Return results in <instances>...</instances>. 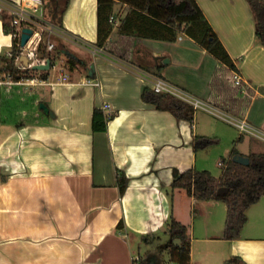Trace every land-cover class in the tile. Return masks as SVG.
<instances>
[{
	"label": "crops",
	"instance_id": "obj_1",
	"mask_svg": "<svg viewBox=\"0 0 264 264\" xmlns=\"http://www.w3.org/2000/svg\"><path fill=\"white\" fill-rule=\"evenodd\" d=\"M195 1L235 69L184 32L129 12L145 14L146 0H69L61 23L50 17L57 31L43 45L62 43L66 66L49 51L47 78L39 70L31 76L40 84L24 86L23 95L0 90V264H160L156 247L143 259L137 241L170 235L172 220L187 228L189 264H226L233 256L264 264V196L228 240L222 201L170 187L189 168L220 178L233 148L236 157L264 153L263 138L234 125L244 119L264 133V46L252 11L246 0ZM98 13L110 28L103 47L96 45ZM5 21L4 10L0 58L14 41ZM152 32L158 37L140 35ZM69 54L78 61L72 68ZM233 71L246 94L232 84ZM158 78L208 108L194 109L192 123L156 109L142 92ZM96 109L104 131L93 128ZM196 136L219 141L194 151ZM119 173L127 181L122 194Z\"/></svg>",
	"mask_w": 264,
	"mask_h": 264
},
{
	"label": "trees",
	"instance_id": "obj_2",
	"mask_svg": "<svg viewBox=\"0 0 264 264\" xmlns=\"http://www.w3.org/2000/svg\"><path fill=\"white\" fill-rule=\"evenodd\" d=\"M51 1H54V6L48 10V13L55 22L61 23L62 14L69 0ZM246 1L254 17L256 38L264 46V0ZM47 3L48 1L46 0V5ZM129 12L151 22L164 23L163 25L169 33L184 32L198 42L200 46L206 49L221 64L230 69H235L226 49L195 0H146L145 14H140L132 9ZM4 29L8 33L11 32L9 22H4ZM109 33L110 28L105 29L102 27V20L98 13V37L96 45L103 47ZM140 35L158 37V34L155 32ZM170 38L172 39V37ZM57 49L65 48L60 44V47ZM38 51L51 59V54L46 50L44 45L41 44ZM17 53V40L14 39L9 57L0 58V73L4 69H8L14 78H31L35 73L31 68L20 72L14 66ZM67 58L70 68L78 63L77 59L71 54ZM47 75L48 71L40 72L42 79H46ZM142 99L153 104L158 110L170 112L177 119L186 120L190 123L193 121V106L179 97L166 92L156 93L152 89L144 88ZM93 128L96 131H104L106 128V118L102 116V112L98 109L94 111ZM218 141L217 138L196 136L193 140V149L194 151L204 149L218 144ZM236 154L238 152L233 148L230 157L225 162L221 161L224 164L220 178L213 177L208 171L189 168L183 171L170 184L171 188H182L188 195L197 200L213 199L222 201L226 206L224 237L228 240L239 236L242 227L246 223L247 209L264 196V153H252L244 156L248 159V163L246 164L233 160V156ZM117 185L119 192L122 194L127 185L124 174L119 173L117 175ZM220 187H227L228 193L224 196H218L216 192ZM170 235L172 239L179 240L177 244L171 247V253L176 259L177 264H189L190 242L186 226L172 220L170 223ZM226 264L245 263L240 258L233 256Z\"/></svg>",
	"mask_w": 264,
	"mask_h": 264
},
{
	"label": "built area",
	"instance_id": "obj_3",
	"mask_svg": "<svg viewBox=\"0 0 264 264\" xmlns=\"http://www.w3.org/2000/svg\"><path fill=\"white\" fill-rule=\"evenodd\" d=\"M46 5V0H19L17 2L0 0V12L4 10L8 13V22L11 27V34L14 39L17 40L18 53L15 60L14 66L17 70H25L30 68L33 63H42L43 60L38 58V48L43 43L44 36L50 34H56L57 27L47 18L44 14V8ZM113 24H117L116 19H112ZM24 29H30L32 34L25 43V45H20L21 35ZM46 50L53 51L55 46L52 42H46ZM22 55H25L30 64L26 65L22 61ZM232 84L238 88L239 94H246V82L242 75L237 71L231 73ZM40 84V81L35 78H25V77H15L12 75L11 71L4 69L0 73V85H20L27 87H34ZM156 93L166 92L172 94L176 97L183 99L184 101L190 103L194 109L196 108H208V106L201 100L177 92L170 84H168L163 79L158 78L152 85L151 88ZM234 125L241 132H251L258 134L264 139V133L254 129L246 120L238 119L235 120ZM221 164V162H220ZM138 258H136L137 261ZM135 264H139L136 262Z\"/></svg>",
	"mask_w": 264,
	"mask_h": 264
},
{
	"label": "rangeland",
	"instance_id": "obj_4",
	"mask_svg": "<svg viewBox=\"0 0 264 264\" xmlns=\"http://www.w3.org/2000/svg\"><path fill=\"white\" fill-rule=\"evenodd\" d=\"M47 1H48V3H47V5H45L44 14H45V17L50 19V14L48 13V10L53 8L54 1H51V0H47ZM44 37H46V35ZM46 38H48V37H46ZM46 38H44L43 40H45ZM51 38L53 40V37H51ZM53 42L55 43V40ZM42 45H43V43H42ZM55 45H56V50L54 49L52 52H54V54H57V57H59L61 59L59 66L64 68L66 66V64L65 63L63 64L62 61H64L66 59V57L64 56V54H62L61 49H57L58 47H60V43L56 42ZM68 67H70L69 63H68ZM19 71L23 72L24 70H19ZM0 90L5 91V93H15L16 91H19L22 93V95L28 93L24 89V86L20 87V85H0ZM158 237L159 238L155 237L154 240L151 239L150 240L151 242L149 241V239H150L149 237H147L149 239H146V240L139 238V240L137 241V245H136V252L140 253V255L144 259L146 256L147 249H151V248L156 247L155 249H157V251L159 253H161L160 259H159L160 264H171V263L177 264L176 259L173 257V255L171 253V247H172V245L176 244L175 243L176 240L172 239L171 235H166L163 233L158 234Z\"/></svg>",
	"mask_w": 264,
	"mask_h": 264
},
{
	"label": "water",
	"instance_id": "obj_5",
	"mask_svg": "<svg viewBox=\"0 0 264 264\" xmlns=\"http://www.w3.org/2000/svg\"><path fill=\"white\" fill-rule=\"evenodd\" d=\"M31 34H32V31L30 29H24L23 30L22 35H21V39H20V45L21 46L25 45V43L27 42V40L29 39ZM22 58H23L26 65L30 64L31 61L28 60L25 55H22ZM38 58L40 60H43L44 55L42 53H39ZM49 67H50V59L49 58H45L44 62H42V63H33L30 66V68L32 70H39V71H46L49 69ZM41 107L46 109L42 104H41ZM233 160L240 162V163H243V164L248 163V159L245 158L244 156H238V157L233 156ZM216 193L218 196H224L228 193V188L227 187H220V188H218ZM176 241H179V240L177 239Z\"/></svg>",
	"mask_w": 264,
	"mask_h": 264
}]
</instances>
